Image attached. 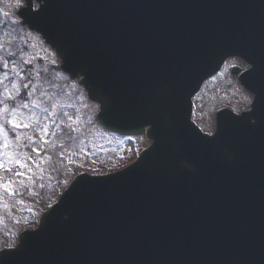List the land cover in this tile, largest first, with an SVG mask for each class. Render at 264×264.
Listing matches in <instances>:
<instances>
[{"label":"water","instance_id":"obj_1","mask_svg":"<svg viewBox=\"0 0 264 264\" xmlns=\"http://www.w3.org/2000/svg\"><path fill=\"white\" fill-rule=\"evenodd\" d=\"M253 1L261 14L264 0H25L22 25L100 105L99 124L149 126L152 145L123 172L77 178L0 264H264V46L248 57L225 33ZM231 56L252 65L236 76L255 102L218 112L208 137L190 99Z\"/></svg>","mask_w":264,"mask_h":264},{"label":"rangeland","instance_id":"obj_2","mask_svg":"<svg viewBox=\"0 0 264 264\" xmlns=\"http://www.w3.org/2000/svg\"><path fill=\"white\" fill-rule=\"evenodd\" d=\"M21 5H23L22 0H0V124L4 126L0 129V161L5 162L6 169L19 165V172L23 173L20 178L24 177L28 181L34 178L35 171L33 172L32 167L35 170L37 166L36 169L40 170L39 172L42 171V164L45 160L41 159L40 153L44 147L36 146L31 139L24 145L25 135H32L33 132L38 133L37 141L43 142L42 145L51 140L52 143L64 148V153L53 159L56 167L70 165L69 167L76 168V166L79 167L78 165H86L85 168L95 169L97 167L105 171L106 168H117L137 157L147 145L145 141L138 137L124 140L116 135L115 137L109 136L93 125L92 108L83 102L82 98L86 99L83 90L75 87L76 85H67L66 77L62 73L61 77L57 75L58 73L54 74L51 68L58 66L55 54L45 47L38 36L25 31L20 26L14 10ZM225 78L223 71L220 74V83ZM25 84L29 87H23ZM218 88L220 89V86ZM203 96L205 95L201 94V98ZM64 97H69V99H64ZM213 97L215 100H210L209 106L218 101L216 96ZM55 103H61L64 106L65 116L67 108H70L71 113L78 114L75 118V128L58 122V127H64V133V131L54 130L49 125L43 126L41 122L36 123L34 109L32 108L31 111L29 106L37 107L40 115L48 118H44V121H50L51 109H54L53 104ZM22 104H28V107L24 108ZM198 107L199 115L200 113L202 116L206 115L202 102L199 101ZM29 116L30 120H28ZM10 120H14L19 127L9 126ZM82 124L85 126L83 127ZM39 125L41 128H38ZM204 130L211 132L212 127L210 130L207 128ZM21 148L23 151L20 150ZM31 148L35 151L33 157H30ZM2 173L3 171H0V228H5L0 234V244L8 246L14 243L17 227L16 224L13 226L9 224L14 223L18 218L31 215L13 212V209L23 208L26 205L23 201L17 202L15 198L17 176L11 175L7 178ZM67 174H69V169L65 172V176ZM63 182L68 183L69 178ZM63 187L58 185L54 187L56 195L63 191ZM51 203L45 202L44 205ZM35 204L38 203L30 204L29 208L32 211ZM37 218L35 216L24 223L32 224ZM11 227L14 240L11 238L12 235H9ZM5 238H11V241Z\"/></svg>","mask_w":264,"mask_h":264},{"label":"flooded vegetation","instance_id":"obj_3","mask_svg":"<svg viewBox=\"0 0 264 264\" xmlns=\"http://www.w3.org/2000/svg\"><path fill=\"white\" fill-rule=\"evenodd\" d=\"M234 63L236 65L239 66H244L242 64H240L239 61H234ZM245 67V66H244ZM246 69H249V66L245 67ZM234 81V80H233ZM235 83V88L237 89L238 93L237 95L239 97H243L245 100L239 101L237 98L233 97L230 95V93L228 92V89H221L219 91V89H214L213 93L217 94L216 97L218 98V103H217V107L216 108H221V107H225L227 109H230L231 111L233 110L234 112L237 113H242L243 111H246L249 107V105L251 104L253 97L247 95L241 87H239L237 85L236 82ZM219 91V92H218ZM198 107V106H195ZM199 108L195 109V113H194V119L197 122V124L201 127L205 126V128L207 129H211V127H213V120L209 118L205 119L201 113L199 115ZM212 131L209 132V134L211 135ZM34 149L31 148L30 150V157L34 156ZM45 153L41 154V157L44 156ZM42 159V158H41ZM43 159L45 160V163L42 164V168H41V172H39L40 170H37V166L34 168L32 167L33 172L34 173V178L30 179V181H27L26 178L17 176L16 178V189L19 192V198L21 200H23L25 203H39L42 204L44 202H54L55 198H56V192L54 191V187H55V180H54V175H55V171L54 169H52V167H50L52 159H51V155L48 156H44ZM5 162H4V172L6 171V167H5ZM79 166V165H78ZM80 167V166H79ZM76 166V168L74 167H65V172L69 169V175L70 174H74V172L78 173V172H85L86 169H82ZM19 169V168H18ZM4 176H10L9 172H5ZM9 178V177H8ZM70 178V177H69ZM71 179V178H70ZM55 194V195H54ZM52 197V198H51ZM51 198V199H49ZM52 200V201H51ZM6 247H10V246H6Z\"/></svg>","mask_w":264,"mask_h":264},{"label":"snow or ice","instance_id":"obj_4","mask_svg":"<svg viewBox=\"0 0 264 264\" xmlns=\"http://www.w3.org/2000/svg\"><path fill=\"white\" fill-rule=\"evenodd\" d=\"M29 7H31V0H29ZM37 15H39V13H37ZM23 87L28 88L29 86L27 84H25ZM21 106L24 107V108H27L28 104H22ZM8 125L13 127V128L19 127V124H17L14 120H10L8 122ZM3 127H4L3 124H0V129H2ZM21 166H23V165H21ZM0 169H4V165L2 163H0ZM8 171H11V169H8ZM15 175L22 176L23 173L16 172ZM19 251H20V248H18L16 251H13V252H0V255L8 254L10 256H14V255L18 254Z\"/></svg>","mask_w":264,"mask_h":264}]
</instances>
